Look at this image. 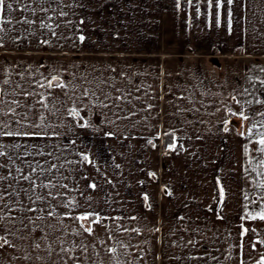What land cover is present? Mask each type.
Here are the masks:
<instances>
[{"label":"crops","instance_id":"crops-1","mask_svg":"<svg viewBox=\"0 0 264 264\" xmlns=\"http://www.w3.org/2000/svg\"><path fill=\"white\" fill-rule=\"evenodd\" d=\"M25 3L30 7L23 16L12 13L7 17L12 23L2 25L6 31L0 33V87L6 89L5 100L16 98L23 104V96L12 95L13 90L21 91L16 88L19 83L46 96L49 107L56 108L55 115H46L52 125L48 131L58 135L46 141H29L59 144L63 152L60 156L57 147L48 148L53 155L47 159L58 167L63 164L49 177L68 188L52 189L55 199L48 197L38 204L56 214L47 216L50 231L45 238V255L49 263L63 264L56 255L62 241L80 239L71 234L73 221L63 217L70 211L64 202L76 197L81 207L72 214L85 211L80 193L85 192L87 183L95 182L96 190L85 193L92 197V207L87 210L125 219L104 221L107 232L96 226L99 235L92 243L100 256L92 255L90 247L89 258L82 264H115L108 260L105 245L99 243L109 234L131 245L127 255L121 256L131 264H239L235 244L240 224L257 229V235L249 233L244 241L264 240V221L241 220L242 205L247 203V210L255 213L264 200L259 203L258 195L253 199L257 189L243 167L248 158L243 151L246 138L239 133L246 132L247 126L228 109L245 111L247 101H256L245 91L246 74L249 62L259 65L264 61V0H236L231 34L223 16L220 27L214 17L209 18L205 0H193L191 6L180 0L179 10L176 0ZM41 7L48 11H38ZM33 10H37L36 15ZM61 10L68 15L60 16ZM23 17L35 23L16 22ZM42 22L51 24L56 35L39 27ZM81 35L86 37L83 42ZM44 40L48 43H41ZM50 75H59L57 83L66 87L35 86L36 81L43 82ZM4 79L11 83L4 85ZM38 99L40 96L31 97L33 104ZM72 108L79 111L78 117L69 115ZM226 120L231 123L225 125ZM84 121L89 127L78 126ZM225 126L230 130L225 132ZM173 142L176 149L167 150L166 144ZM81 153L89 155L95 167L77 163ZM165 186L171 195L162 190ZM220 186L225 191L222 206L214 200ZM44 190L42 194L47 192ZM244 191L249 201L243 200ZM145 193L147 202L143 200ZM47 210L41 212L46 215ZM217 212L223 220L217 219ZM131 216L137 220L127 219ZM47 217L42 216L43 224H47ZM119 224L138 227L141 234L117 232ZM155 228L160 231H153ZM115 239L108 245L115 246ZM189 239L194 245L187 244ZM6 250H0L3 264ZM262 253L264 244H256L255 251L246 245L241 258L245 264H256ZM229 254L231 259H225ZM76 255H80L79 250Z\"/></svg>","mask_w":264,"mask_h":264},{"label":"snow or ice","instance_id":"snow-or-ice-1","mask_svg":"<svg viewBox=\"0 0 264 264\" xmlns=\"http://www.w3.org/2000/svg\"><path fill=\"white\" fill-rule=\"evenodd\" d=\"M35 3L39 5H44L48 3V0H34ZM55 2V0H52ZM188 4L191 6L193 0H187ZM207 15L209 18L214 17V22L217 27L221 26V17L223 16L224 21L226 22L227 30L229 34L232 33V20H233V9L232 6L236 3V0H205ZM23 5V6H21ZM68 6V5H66ZM30 4L25 3V0H0V33L6 31V29L2 26L5 24H11L12 20L7 19L9 15L15 12H19L21 16L23 13L28 10ZM176 7L179 10L181 7L180 0H176ZM197 16L200 14L199 4L195 6ZM37 10H33V15H36ZM38 11L47 12L48 9L41 7ZM55 11V9H52ZM60 16H67L68 13L61 10L59 12ZM47 19H52L51 17H47ZM17 23H23L27 25L34 24L35 21L28 18L23 17V19H17ZM83 23V21H81ZM60 25L57 24L56 27ZM39 27L48 28L52 30V25L48 23H40ZM52 35L55 36L56 32L52 30ZM86 39L85 36L81 35L79 37L80 42H83ZM0 40H3V36H0ZM41 43L47 44L48 41L44 40ZM0 47H3V44H0ZM264 71V69H262ZM23 79V77H21ZM61 77L59 75H50L44 78V81H36L35 86L39 88H65L66 85L63 82L57 83L60 81ZM11 83L10 80L4 79L3 84L9 85ZM264 84V81H261ZM16 88L21 89L19 93L13 90V97L20 95L25 99V103H21L19 99L13 98L10 100H5L4 97L7 94L6 89L0 87V250L5 249L6 247L15 248V245L11 240H9L4 234L7 232L8 234H12L11 224L14 223L15 217L10 216L9 214L12 212L13 208L17 204H21L19 200L21 192L27 195V199L32 203L36 201H46L48 197H52L55 199V195L52 189L64 188L67 189L68 185L59 184L58 182L54 183L53 179L48 178L49 174L53 169L59 171L60 167H63L61 164L59 167L55 163H51L49 160H45L42 164L41 161L36 160L35 157L40 156L44 157L52 156V152H48L47 154L44 152V147L47 145H41L39 143H29V141H46L58 135L55 132H49L48 130L52 127V125L48 121L47 113L55 115L56 108L53 105L51 108L49 107L48 98L43 96L40 93H36L34 90L29 91L24 88L23 85L17 83ZM247 91V89H245ZM87 95V89L84 92ZM40 96V99L36 100L35 104L32 103L31 97ZM117 99H122V97H117ZM232 99L236 102V104H241L240 100H237L235 96H232ZM247 103L251 104L252 101H247ZM257 105L264 106V100L257 99L255 101ZM39 105V107H37ZM107 106V105H105ZM260 116L264 117V111L256 110ZM228 113L232 116H238L242 121L251 123L252 117H250L246 112L241 108L239 111H233L232 109H228ZM256 113H253V116ZM69 115L73 117L79 116V111L76 108H72L69 110ZM134 115V113H133ZM83 120V117H80ZM231 123V121H225V125ZM81 128L89 127L87 121L80 123L78 125ZM254 129H264V121L259 122V124H252L251 127L247 129L246 132H240L239 135L248 139L249 143L258 145V148H254L253 151H257L261 154L260 159L256 165L252 164V160L249 159L246 161V164L243 166L245 173H248L249 170L256 172L257 176H264V172L257 171L258 168H264V131H259L258 139L252 140L251 137L254 135ZM225 132L230 129L225 126L223 129ZM165 135L172 136L173 133L165 132ZM106 135H111L110 133H106ZM9 141L7 144L3 142V140ZM23 141V143L18 142ZM75 143V141H72ZM149 144H152L153 147L156 145L152 140L148 141ZM23 149V151H21ZM167 150H175L176 144L175 142L166 144ZM244 155L248 156L249 147L248 144L243 146ZM29 157L31 159H29ZM17 161H19V165H17ZM67 163L71 164L72 161H67ZM77 163L84 165H92L95 167V162L89 157V155L81 153V160ZM44 164H47L48 167L45 168ZM119 167V165H116ZM7 169L5 173L3 170ZM97 171L99 169L97 168ZM151 177H155V173L148 174ZM44 177L47 179V183L42 179ZM85 180H90V177L84 176ZM39 181V183H37ZM22 182L27 183V187L23 186ZM107 183H111V181H107ZM143 184V182H140ZM14 184H20L19 189L13 188ZM217 184H219V180H217ZM256 187L260 189H264V180H260ZM45 189L47 192L43 195H28L29 192L35 194L36 189ZM97 188V184L95 182H90L85 185V192H81L80 195L84 197V202L86 204V209L83 212L73 215L72 213L76 211V209L81 207L80 201L76 197H72L69 200L64 202V207L69 209L70 211L65 212L63 217L70 219L74 223V228L72 229L71 234L79 237V241H67L64 240L61 242V247L58 253H56L57 257H59L63 264H68V261H72V264H82L84 259L89 258V248L92 249V255L99 257L100 253L96 251V245L92 243L93 240L97 238L99 233L96 231V226L101 227L106 232L108 231V225L103 223L109 219L115 221H121L125 219L124 217H109L107 215H101L99 211H89L87 209H91L92 197L90 195H86L87 190L91 189L95 191ZM79 189H73L72 191H78ZM165 194L171 195V192L167 190V186L164 189ZM5 193L7 194V199L5 197ZM58 195V193H56ZM243 200L249 201V196L246 191L242 193ZM225 199V191L223 186H220L218 189V195L214 197L221 206L223 205ZM259 199L264 200V196L259 197ZM143 200L147 202L149 197L147 193L143 194ZM107 202V201H106ZM250 203L256 204V200H251ZM146 207H150L147 203H145ZM21 207L22 204H21ZM242 208L245 210L241 215V220H260L264 221V206L258 205L259 210L253 213L252 211H248V204L245 203L242 205ZM25 212H35L36 209L31 208L30 206L23 209ZM211 209V207L209 208ZM222 210V208H221ZM43 211V209H40ZM48 216L52 217L56 214L54 211L49 210L47 213ZM58 221L61 220V217H57ZM127 219L137 220V217L131 216ZM180 219H183L181 217ZM217 219L223 220V216L217 212ZM85 222L87 226H85ZM240 232L238 233L237 243L235 244L236 249L238 250L237 259L239 260V264H245V261L241 258L243 255V250L245 246L251 250H256V244H264V240H255V241H244L243 237L247 236L251 233L253 236L257 235V229L245 227L244 224L239 225ZM115 230L117 232L123 231L125 233L134 232L137 235L141 234V229L138 227L128 228L123 224L116 225ZM155 232H159V228L153 229ZM91 238V239H89ZM115 238L113 235L109 234L107 236V240H101L99 243L101 245H105L104 251L109 261H114L115 264H131V261H122L121 256L127 255V250L131 246L130 244L124 243L122 240L115 239V246H109L108 241H113ZM85 241H88L87 243ZM68 244V247L64 245ZM188 245H194V241L189 239L187 241ZM35 247L37 249L40 248V244H36ZM138 247V246H137ZM79 250L80 255H76V251ZM123 250V251H121ZM136 257L133 256V259ZM143 259V257H139ZM204 257H199L198 259H203ZM212 259L219 260V257H211ZM24 259H29L28 256H25ZM193 259H197V257H193ZM225 259H231V254L226 256ZM0 264H3V261L0 260ZM256 264H264V253L261 254L260 258L256 261Z\"/></svg>","mask_w":264,"mask_h":264},{"label":"rangeland","instance_id":"rangeland-1","mask_svg":"<svg viewBox=\"0 0 264 264\" xmlns=\"http://www.w3.org/2000/svg\"><path fill=\"white\" fill-rule=\"evenodd\" d=\"M249 67L247 69V94H249L254 100L260 99L264 100V84L261 83V81H264V61L260 63L259 65L254 64L252 62H249ZM247 103V102H246ZM259 109L260 111H264V106L257 105L256 103L252 102L251 104L246 106V114H248L250 117H252L251 123L245 122L246 124V131L249 127L252 126V124H259V122L264 121V117L260 116L256 110ZM253 113H256L253 116ZM258 131V132H257ZM259 131H264V129H254V135L251 137L252 140L258 139V133ZM246 144H248L249 147V154L247 160L251 159L252 164L256 165L258 163V160L260 159L261 154L257 151H253L254 148H258V145L249 143V140L246 139ZM41 145H47L44 147V152L47 154L48 148L51 149L54 147H57V151L59 150V155L63 154L60 151V145L58 144H41ZM59 147V148H58ZM23 151V149H21ZM40 156L35 157L36 160L41 161L44 163L45 159H47V155H45V159L40 160ZM2 159V158H0ZM29 159H31L29 157ZM48 160V159H47ZM246 160V161H247ZM19 161H17V165H19ZM47 168V165L44 166ZM5 173L7 172V169L3 170ZM257 171L264 172V168H258ZM248 175L253 179V187L257 189V192L253 193L254 198L256 199V195L264 196V189H260L256 187V184L260 180H264V176H257L256 172L249 170ZM50 178V177H48ZM42 179L47 182V179L42 177ZM24 187H27L26 182H22ZM39 183V181H37ZM13 188L19 189L20 184H14ZM45 192V190L43 191ZM45 194V193H43ZM41 193V189L37 188L35 194L32 192H29L28 195H33V198L35 195H43ZM5 197L7 199V194L5 193ZM19 200L21 201V204L23 207H21V204H17L12 212L9 214L12 217H15V221L13 224L10 225L12 228V234H8L5 232L4 234L6 237L13 242L15 245V248L6 247L7 254L5 264H50L48 255H45V250L48 249L47 246H45L46 243H48V232L50 231L48 229V215H44L40 209H43L42 207H39L38 204L41 201H36L35 203H32L27 199V195H25L23 192H21ZM259 203H261V199H259ZM31 207L36 209L35 212H25L23 209L27 207ZM47 209H43V211H46ZM259 210V209H258ZM48 211V210H47ZM42 216L47 217V224L45 226L43 224V218ZM42 220V221H41ZM20 234V235H19ZM47 238V239H45ZM36 244H40V248L37 249L35 247ZM25 256H28L29 259H24Z\"/></svg>","mask_w":264,"mask_h":264}]
</instances>
